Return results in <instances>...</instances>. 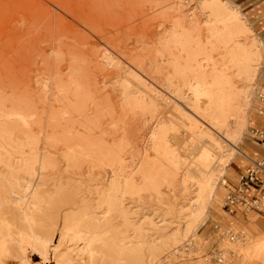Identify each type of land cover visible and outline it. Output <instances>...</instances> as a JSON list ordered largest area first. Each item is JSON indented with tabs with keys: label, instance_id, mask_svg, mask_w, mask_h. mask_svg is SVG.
<instances>
[{
	"label": "rangeland",
	"instance_id": "rangeland-1",
	"mask_svg": "<svg viewBox=\"0 0 264 264\" xmlns=\"http://www.w3.org/2000/svg\"><path fill=\"white\" fill-rule=\"evenodd\" d=\"M236 6L0 0V57L12 65L0 74V114L11 112L17 88L38 109L29 131L0 118V264H221L210 257L219 251L222 264H264V216L244 224V242L220 231L230 222L225 198L252 160L257 106L258 116L264 109V41ZM236 9L249 35L225 22ZM34 14H42L36 25ZM241 117L232 145L226 131ZM41 126L53 140L48 150ZM33 148L53 168L27 191L18 168ZM194 202L205 207L201 218ZM51 230L54 241L32 254V232Z\"/></svg>",
	"mask_w": 264,
	"mask_h": 264
},
{
	"label": "bare ground",
	"instance_id": "bare-ground-1",
	"mask_svg": "<svg viewBox=\"0 0 264 264\" xmlns=\"http://www.w3.org/2000/svg\"><path fill=\"white\" fill-rule=\"evenodd\" d=\"M234 17H230L228 16L227 14H225V22L230 26V28L232 29H236V30H243L244 33L246 35H249V32L246 30L245 28V23H246V19L242 16L241 12L239 11V9H236L234 10ZM34 25H36L38 23V21L40 20L42 14H34ZM24 18V17H23ZM48 19V18H47ZM97 19V17H96ZM42 23L43 24V27L45 28L46 32L49 33V26H44V25H49L48 21L47 20H42ZM35 27V26H34ZM38 29V28H37ZM23 32V31H22ZM34 34V33H33ZM233 35V34H232ZM51 36V35H49ZM27 40V39H26ZM63 42V41H62ZM47 44V43H46ZM51 45V44H50ZM42 47V46H41ZM65 50V49H64ZM104 50V49H103ZM105 51V50H104ZM8 52V51H7ZM66 52V51H65ZM54 54V52H53ZM173 54V53H172ZM109 56V55H108ZM51 57V56H50ZM168 57V56H167ZM37 58V57H36ZM110 58V57H109ZM41 59V58H40ZM56 59V58H55ZM42 60V59H41ZM37 61V59H36ZM120 62V61H119ZM35 63V62H34ZM56 63V61H55ZM84 64V63H83ZM33 65V64H32ZM34 66V65H33ZM161 66V65H160ZM208 66V65H207ZM213 66V65H212ZM145 68V67H144ZM202 68V67H201ZM15 69V68H14ZM146 69V68H145ZM40 70V69H39ZM54 70V69H53ZM138 70V69H137ZM4 71V72H7V73H10L12 74V65H11V62H9L8 60H5L4 58H1L0 57V74L1 72ZM22 71V70H21ZM36 71V70H35ZM135 71V70H134ZM139 71V70H138ZM156 71V70H155ZM38 72V70L36 71ZM102 72V71H101ZM130 73V72H129ZM161 73V72H160ZM138 74V73H137ZM144 74V73H143ZM41 75V74H40ZM48 75V73L46 74ZM157 75V74H156ZM161 75V74H160ZM135 76V75H134ZM43 77V76H42ZM138 77V76H137ZM136 77V78H137ZM47 78V77H46ZM50 78V77H49ZM141 78V76H140ZM157 78V77H156ZM33 79V78H32ZM45 79V78H44ZM59 77H56V86L57 88H62V90L64 91V84H63V81H60ZM218 79V78H217ZM43 80V79H41ZM58 80V81H57ZM141 80V79H140ZM222 80V79H221ZM45 81V80H44ZM2 82V81H1ZM47 82V81H46ZM50 82H51V79H50ZM215 82V81H214ZM217 82V81H216ZM7 83V82H6ZM29 83V81H28ZM41 83V82H40ZM43 83V82H42ZM154 83V81H153ZM168 83V82H167ZM170 83V82H169ZM172 83V82H171ZM204 83V81H203ZM202 83V84H203ZM223 83V82H222ZM221 83V84H222ZM214 84V83H213ZM5 85V84H4ZM44 85V84H43ZM45 86V85H44ZM43 86V87H44ZM154 86V85H153ZM50 87V86H49ZM23 88V87H22ZM44 90V89H43ZM60 90V89H59ZM70 90V89H69ZM12 91V90H11ZM32 91V90H31ZM50 91V90H49ZM61 91V90H60ZM197 91V90H196ZM41 92V91H40ZM65 92V91H64ZM32 93V92H31ZM47 93V92H46ZM61 93V92H60ZM35 96V95H34ZM49 96V95H48ZM9 97V96H8ZM0 98H3L4 100H6V96H4L2 93H0ZM14 99V103H12V107H11V112H5V111H2L1 114H0V118L4 119V123H6L9 118L11 117H14L15 120L12 121V124L13 125H19L21 126L25 131H29L30 127H32V125L35 123V117H37V112H38V109L36 107V105L34 104V100L32 98V96L28 93L26 94H23L21 95L20 94V91L17 89H15L13 91V94L11 95V97L9 98V100H12ZM96 99V98H95ZM37 101V100H36ZM7 102V101H6ZM5 102V104H6ZM247 102V101H245ZM48 103V102H47ZM94 103V102H93ZM92 104V103H91ZM8 106V105H7ZM61 106V105H60ZM56 107V106H55ZM45 109V108H44ZM50 109V108H49ZM58 110V109H57ZM42 111V110H41ZM57 113V112H56ZM65 116V115H64ZM52 117V115L50 116ZM52 119V118H51ZM49 120V123H48V128H50L51 126V123L53 122L52 120ZM72 119V118H71ZM10 121V120H9ZM62 121V120H61ZM217 122V121H216ZM3 123V122H2ZM3 123V124H4ZM218 124V123H217ZM234 125H237L238 128H239V131H235L236 129L238 128H228V134L232 131L234 132V134L228 136L229 138V142H231V144L233 145H236L237 141H238V137L240 136V133L242 132L244 126H245V117H241L239 119V122L235 123ZM227 129V128H226ZM36 130V129H35ZM44 128L41 126V132H44ZM50 131V130H49ZM77 132V131H76ZM45 133V150H48L46 146H50L51 143L53 142L52 140V137L48 136V132L46 133V131L44 132ZM24 132L20 133V135H23ZM40 135V134H39ZM26 137V135H24ZM23 136V137H24ZM9 137V136H8ZM12 137V135H11ZM11 139V138H9ZM2 140V139H1ZM12 140V139H11ZM18 140V139H17ZM29 141V139H27ZM28 141H25V142H28ZM18 142V141H17ZM30 142V141H29ZM12 143V142H11ZM31 143V142H30ZM15 144V143H13ZM24 145V144H23ZM37 145V144H36ZM42 145V144H41ZM15 146V145H14ZM19 146V145H18ZM28 146V145H27ZM22 147V146H21ZM30 147V146H28ZM51 147V146H50ZM20 147H18L19 149ZM13 150V149H11ZM60 150V149H59ZM15 151V150H13ZM6 153V152H5ZM20 153H22L20 151ZM41 154H39V151L35 148H33L30 153H29V157L27 159L23 158L21 163H20V167L18 168V171L19 173L22 175V179H21V183H20V186H22V188H24L25 190L31 188L30 185H31V181L34 177H36L38 174L40 175H43L46 171H50L52 168H53V163H52V160L49 156H43L41 158L40 156ZM205 155V154H204ZM207 155V154H206ZM18 157V156H17ZM21 157V156H20ZM20 161V160H19ZM227 167V166H226ZM225 169V168H224ZM12 170V169H11ZM204 174V173H203ZM39 175V176H40ZM38 176V177H39ZM221 176V175H220ZM19 178V177H18ZM9 180V179H8ZM17 180V179H16ZM11 181V180H10ZM37 181V180H36ZM223 182V181H222ZM224 183V182H223ZM11 184V183H10ZM19 185V184H18ZM39 185V184H38ZM6 186H8L6 184ZM19 188V187H18ZM20 189V188H19ZM10 191V190H9ZM21 191V190H20ZM28 191V190H27ZM42 191V190H41ZM14 192H15V189H14ZM17 192V191H16ZM34 192V191H33ZM43 192V191H42ZM44 193V192H43ZM47 193V192H46ZM42 194V193H41ZM18 195V194H17ZM31 195V194H30ZM34 195V194H33ZM44 195V194H43ZM215 195V188H213L211 191H210V196L213 198ZM21 196V195H20ZM28 197V196H27ZM44 197V196H43ZM32 198V197H31ZM41 198V197H40ZM24 199V198H23ZM21 200V199H20ZM47 200V199H45ZM54 200V199H53ZM53 200L51 202H53ZM19 204V203H18ZM30 204V202H29ZM32 204V203H31ZM37 204V203H36ZM43 204V203H41ZM45 204V203H44ZM43 204V205H44ZM26 206V205H25ZM51 205H49L48 207H50ZM28 207V206H27ZM54 207V206H53ZM23 208V207H22ZM32 209V207H31ZM27 210V209H26ZM43 210V209H42ZM191 210H192V213L198 217V218H201L202 215L205 214V207L203 208H199L198 206V203L194 202V204H192L191 206ZM37 211V210H36ZM33 212V211H32ZM31 212V213H32ZM35 212V211H34ZM24 213V212H23ZM41 213V212H40ZM34 214V213H33ZM23 217V216H22ZM20 218V217H19ZM20 220V219H19ZM23 220V219H21ZM32 221V220H31ZM22 222V221H20ZM26 222V221H25ZM55 223V222H54ZM22 224V223H21ZM24 225V224H23ZM66 225V224H65ZM27 228V227H26ZM29 229V228H28ZM66 229V228H65ZM73 229V228H72ZM64 230V229H63ZM74 230V229H73ZM31 231V230H30ZM9 232V231H8ZM50 232V235H47L46 237H38L35 235L34 232H32V236H31V253L34 254L35 252H40L38 247L41 246L42 249L45 251L47 249V245L49 243H51V241L53 240L54 237V231L51 230L49 231ZM76 232V231H75ZM28 233V232H27ZM69 233V232H68ZM71 233V232H70ZM19 234V233H18ZM24 235V234H23ZM23 235H20L23 236ZM79 235V234H77ZM76 235V236H77ZM82 235V234H80ZM79 235V236H80ZM29 236V235H28ZM78 237V236H77ZM85 237V236H84ZM19 238V237H18ZM24 238V237H23ZM73 238V236L71 237ZM10 239V238H9ZM86 239V238H85ZM21 240V239H20ZM54 241V240H53ZM63 241V240H62ZM76 241L78 242V245L81 246L84 245L85 243L83 242V240L78 237L76 239ZM86 241V240H85ZM94 241V239H93ZM10 242V241H8ZM12 242V241H11ZM20 242V241H19ZM25 242V241H24ZM67 242V241H66ZM70 242V241H69ZM88 242V241H87ZM91 242V241H90ZM23 244V242H21ZM76 243V242H75ZM2 244V243H1ZM72 244V243H71ZM28 245V244H27ZM67 245V244H66ZM74 245V244H73ZM76 245V244H75ZM29 246V245H28ZM27 246V248H28ZM71 246V245H70ZM87 246V245H86ZM92 246V244H91ZM89 246V247H91ZM23 247H26V246H23ZM21 247V248H23ZM57 248V247H56ZM4 249V247H3ZM2 249V250H3ZM61 249V248H59ZM67 249V248H66ZM66 249L64 248V250L66 251ZM82 249H86V248H82ZM63 250V249H61ZM87 250V249H86ZM91 250V249H90ZM29 251V250H28ZM27 251V252H28ZM55 251V250H54ZM53 251V252H54ZM1 252V250H0ZM30 252V251H29ZM42 252V250H41ZM48 252V250H47ZM46 252V253H47ZM50 252V251H49ZM62 252V251H61ZM64 253V252H63ZM84 254V251L81 252ZM86 253V251H85ZM28 254V253H27ZM36 254V253H35ZM42 254V253H41ZM50 254V253H49ZM56 254V252H55ZM62 254V253H61ZM79 254V253H78ZM30 255V254H29ZM68 255V254H66ZM85 255V254H84ZM2 256V255H0ZM28 256V255H27ZM42 256V255H40ZM48 256V255H47ZM54 256V255H53ZM59 255L57 254V257ZM73 257V255H71ZM43 257V256H42ZM60 257V256H59ZM58 257V258H59ZM78 257V256H77ZM26 258V257H25ZM31 259V258H30ZM73 259V258H72ZM25 260V259H24ZM57 260V259H56ZM29 261V260H28ZM59 261H61V264H71V260L69 257H65L63 259H59ZM22 262V261H21ZM30 262V261H29ZM74 262V261H73ZM76 262V261H75ZM3 263V262H2ZM12 263V262H11Z\"/></svg>",
	"mask_w": 264,
	"mask_h": 264
},
{
	"label": "built area",
	"instance_id": "built-area-1",
	"mask_svg": "<svg viewBox=\"0 0 264 264\" xmlns=\"http://www.w3.org/2000/svg\"><path fill=\"white\" fill-rule=\"evenodd\" d=\"M257 96L258 100L264 104V75ZM252 134L264 147V132L254 130ZM223 209L230 218V222L228 229L220 230L221 236L226 237L232 243L244 242L246 234L242 219L252 213L264 215V159L252 161L247 168L238 174L235 184L231 186L225 198ZM224 254V252L219 251L210 257L222 264L225 261Z\"/></svg>",
	"mask_w": 264,
	"mask_h": 264
},
{
	"label": "crops",
	"instance_id": "crops-1",
	"mask_svg": "<svg viewBox=\"0 0 264 264\" xmlns=\"http://www.w3.org/2000/svg\"><path fill=\"white\" fill-rule=\"evenodd\" d=\"M230 1H232L237 5L236 7H238L242 11L247 21L251 24V26L256 31V33L261 38V40L264 41V0H230ZM259 105L264 107V104L261 102ZM260 111H263V114H259L258 116V106H257L256 119H253V123L251 125L252 131L260 130L264 132V109H261ZM253 139L257 142H254L253 144L247 146L248 149L247 153H249L252 160L247 159L248 163L243 168V170L247 168L252 161H258L264 159V147L260 145V143L254 136ZM263 216L264 215L258 213H252L245 219H242V222L244 224H249V222H251L252 220L256 218L258 220L260 217Z\"/></svg>",
	"mask_w": 264,
	"mask_h": 264
}]
</instances>
